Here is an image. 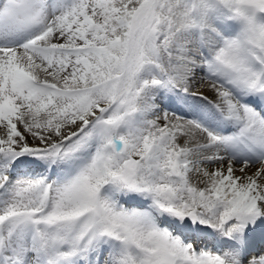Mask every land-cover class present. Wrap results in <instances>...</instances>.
<instances>
[{"label":"snow or ice","instance_id":"snow-or-ice-1","mask_svg":"<svg viewBox=\"0 0 264 264\" xmlns=\"http://www.w3.org/2000/svg\"><path fill=\"white\" fill-rule=\"evenodd\" d=\"M0 264H264V0H0Z\"/></svg>","mask_w":264,"mask_h":264}]
</instances>
